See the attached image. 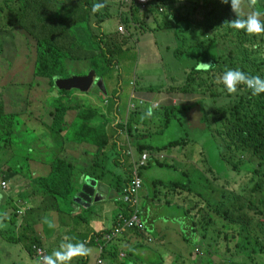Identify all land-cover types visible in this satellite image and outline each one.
I'll list each match as a JSON object with an SVG mask.
<instances>
[{"label": "trees", "instance_id": "16d2710c", "mask_svg": "<svg viewBox=\"0 0 264 264\" xmlns=\"http://www.w3.org/2000/svg\"><path fill=\"white\" fill-rule=\"evenodd\" d=\"M95 3L103 2L102 0H0V41H3L0 43V54L3 53V45L10 44L9 39L18 38L20 35V45L22 47L26 45L27 52H24V57L29 66L30 76V80L26 83L28 94L23 100V106L18 104L14 106L11 97L5 98L6 89L0 88V146L7 148L13 138L27 126V121L32 123L35 132L40 131V127L45 133L48 132L52 140L61 139L62 143L58 146L57 153L45 141H42L40 146L49 151L47 155L43 153L42 159L48 160L50 173L47 178L38 179V182L42 183L40 187H43V193L50 194L55 201H72L77 189L75 183L78 167L75 158L69 153L66 136H71L70 139H79L80 143L95 151L94 155L91 151L85 152L91 162L89 168L81 171L86 176L100 178L99 171H102L112 160L110 150H115L114 144L108 146L107 134L102 136L96 134L99 129L108 130L111 124L109 113L96 127L93 121L98 118V112L92 107L60 103L47 115L42 114L39 122L32 112L34 102L31 100V91L34 94L42 92L48 94L51 89H57L56 78L68 77L70 73L83 75L85 67L83 65L78 68L80 63L90 62L91 69H95L97 74L102 73L98 75L99 77L106 75L104 70L109 63L107 54L111 53L112 43L111 38L104 34L102 25L108 19V15L101 10L93 13L92 6ZM257 9L264 12V0H258ZM249 11L251 9L247 6L243 8L245 15ZM194 13L199 15L200 19L195 20L192 17L182 19L193 24L192 29L187 32L202 33L207 37L206 33L198 32L196 29L207 30L210 36L205 40L188 39L187 42L191 43L190 49L196 53V61L184 73V78L173 90L183 94H199L202 97L207 94L206 98L214 105L212 114L215 124L209 125L204 114L200 118V123L204 124L211 136L216 139L219 157L221 161L226 162L228 170L241 176L244 172L245 177L247 175L250 177L246 183L230 179L226 189L231 185H237L238 192L231 190L229 193L235 198L226 201L224 191L214 189L211 182L205 178L206 175L198 172L201 176L200 181L205 184V190L209 188L210 194L218 199L211 203L198 196L208 210H201L198 205L187 210L185 202L181 200L183 221L176 229L177 234L168 230L167 234L163 235V251L167 253L168 248L182 249L189 243L192 245V251L184 258L180 256L179 259L193 256L202 259L197 255L199 253L206 257L205 264H213L210 260L212 256L228 254L225 264H251L245 259L239 261L241 257L236 254L248 246L251 247L252 255L256 253L264 255V93L252 95L250 89L240 84L237 86V92L230 94L223 83L217 81L228 69H240L250 75L264 78V34H248L244 30L229 27L225 21L235 18L230 3L204 0L203 6H198ZM261 19L264 20V16ZM123 21L129 22V20ZM183 49L180 54L185 51V48ZM9 53L17 56L23 52H18L13 47ZM203 60L211 63V68L207 71L197 70V65L204 62ZM9 65L13 66L14 61L10 60ZM16 86L20 87V84L16 83ZM59 93L64 94L66 91L59 90ZM222 99L229 102L228 105L224 103L225 106L220 107L219 103ZM7 106L12 109L8 111ZM190 108L191 106H182L178 111L188 112ZM162 109L165 116V120L162 121L163 127H166L177 111L174 110L175 106ZM71 111H76L73 122L81 121L78 127H73V122L67 121ZM127 123L125 129L129 137L132 136V132L139 134V131L132 127L134 119ZM211 125L214 129H211ZM120 127L123 129L124 125ZM72 142L77 144L76 141ZM185 144V140L180 139L167 143L165 148H180ZM135 148L139 154L161 151L144 144H138ZM251 158L253 162L250 161ZM32 160L27 162L29 167L32 165ZM148 163H151L149 166L173 169L175 161L162 163L154 157ZM15 168L16 166L12 167V172H15ZM16 172L17 178L26 180L30 176L21 165H18ZM208 172L211 170L208 169ZM3 173L5 178H11V174L7 171ZM139 176L141 177L140 172ZM15 177L13 175V178ZM215 180L218 181L217 178ZM151 186H161L160 189H155L154 193V199L158 200L159 190L164 189L171 193L176 191L180 198V192H190L191 183L185 188L179 183L163 184L154 180ZM241 200L243 203L240 202ZM192 211L195 212L194 215H191ZM188 218L191 219L190 230L184 225ZM144 228L146 231L145 225ZM231 228L236 229L233 231ZM219 245L224 247L223 251L217 248ZM168 254L176 257L173 251Z\"/></svg>", "mask_w": 264, "mask_h": 264}, {"label": "crops", "instance_id": "0c3cea01", "mask_svg": "<svg viewBox=\"0 0 264 264\" xmlns=\"http://www.w3.org/2000/svg\"><path fill=\"white\" fill-rule=\"evenodd\" d=\"M194 1L198 0H147L148 3L142 5L137 0H102L105 7L101 11L108 15V19L102 25V30L106 36L111 38L112 43L111 53L107 54L109 62L107 65H114V55L128 45L129 41H132L135 47H142L149 65L152 63L155 65L147 67L149 71L143 74H139L135 70L129 84L130 88L124 93L122 90L113 91L112 99L104 100V105L109 109L111 119L109 126L110 145L114 144L115 150H110L112 153L110 159L112 158V160L102 171H99L100 178H95L100 183L97 194L98 201H95L90 207L79 206L73 201L75 194L81 190L83 179L87 177L81 171L91 166L85 152L87 150L93 152L92 155L95 154L93 149L80 143L79 139H70L71 136L65 137L69 153L72 158H75L78 167L75 183L77 189L72 201L65 200L66 207L61 206L59 208V201L53 199L57 208L53 210L45 208L44 214L41 212L42 204L49 195L43 193V187H40L42 183L38 182V179L49 176L48 160L42 159L43 153L47 155L49 151L42 147L38 148L35 144L32 165L25 170L30 176L26 180L19 177L14 180L13 175H18L16 172L18 166L16 163L10 164L11 154H9V150L12 151V149L0 146V170L11 174V178H5L4 173L3 177H0L8 183L4 189L0 181V251L4 256L6 246L15 247L17 256L11 259V264H32V259H35L32 254L34 245L48 255L66 240L73 243L84 241L91 249L89 255L74 258L70 264H99V261H103V264H143L145 262L157 264V257L169 255L163 251V235L167 234L168 230L170 233H176V229L180 227L184 215L183 208L180 206L182 202L180 198H177L178 193L176 191L172 193L176 197L177 206L175 207H170L166 197L160 199L161 196H159L158 200L154 199L155 188L151 186L154 180L149 181L147 178V172L152 168L149 166L151 163L137 170L138 176L139 172L141 173L139 178L142 181V188L136 195L137 211L138 214L141 213L140 216L146 231L139 233L125 230L114 240L105 241V243L103 237L114 228L120 214L130 217L133 213L128 203H126L128 206L126 211L123 205L116 209L117 212L113 210L117 204L123 202L121 190L133 174L135 160L143 153L136 152L137 143H144L145 139L149 138L157 128L163 127L162 121L165 120V116L162 108L175 106V109H179L182 106H191L187 115H189L188 120L193 122L196 119L197 122L199 121L197 112L203 113V110L196 106L198 102L206 100V97L203 98L200 95L201 97L198 99L189 100L187 96L196 97V94H183L178 90H173L184 78V73L196 61V53L190 49L191 43L187 42L188 39H207L205 35L198 36L187 32V30L192 29L193 24L190 21H183L178 14V12L182 15L188 12L186 10L189 8V3ZM203 1L201 0V2ZM156 10L157 14L162 15V17L155 16ZM123 20H129V22L124 23ZM162 23L166 24V27ZM135 24L141 26L138 28L140 30L138 33H135ZM119 26L123 27L122 32H118ZM175 33L184 35L181 40V47L185 48V51L183 54H179L177 58L180 59L183 55L185 64H181L180 60L175 58L177 50L180 49L179 40ZM183 48L181 52L184 50ZM161 61L164 64L171 63L175 67L171 76H168L167 71L161 67ZM203 61L209 63L208 60ZM176 71L179 72L178 77L180 78L178 80H174L177 77ZM95 78L98 80L101 78L100 81L103 82L102 77H99L97 73ZM171 83H173L172 86ZM45 102L46 99L40 104L37 98L33 103V113L38 118V122L42 114L47 115L50 111ZM122 103L125 104L123 108H121ZM154 103L158 104L159 107L154 109L153 115L150 118L141 119L146 109ZM75 116L76 111H71L67 117L68 123H72ZM103 116L99 115L101 120L98 123L95 122L97 119L94 120L93 125L96 127L100 125ZM131 118L134 119L133 129H137L140 133L129 137L125 125L132 120ZM76 122H73V127H75ZM156 122H159L158 125ZM120 125H124V128L121 129ZM46 133V137L36 138V142H40L39 145L41 146L42 141H45L57 153L62 140L54 141L47 131ZM72 141H76L77 144ZM126 147L129 149L126 150ZM176 149L178 148H173V150ZM118 150L120 154L117 152ZM107 154L109 155V153ZM160 154L161 152H159ZM169 160L179 162L176 156H170ZM13 166H16L15 172H12ZM153 167L157 166L153 165ZM183 176L186 177L187 174ZM170 182L174 181L165 183ZM175 183L177 182L175 181ZM161 191L159 190L160 193ZM162 207L173 208L178 212V215L169 218L156 216L154 212ZM151 235L157 238L153 240ZM149 237L152 239L150 243L147 242ZM163 262L170 264L166 260ZM0 264H6L3 262L2 256H0Z\"/></svg>", "mask_w": 264, "mask_h": 264}, {"label": "rangeland", "instance_id": "374dc122", "mask_svg": "<svg viewBox=\"0 0 264 264\" xmlns=\"http://www.w3.org/2000/svg\"><path fill=\"white\" fill-rule=\"evenodd\" d=\"M198 6H203V2L201 0L194 1L189 3V8L186 10L185 14H181L178 12L180 18L186 19V18H194L200 19V16L195 14V9ZM166 12V9H165ZM155 16H159L157 14V10L155 11ZM159 17H162L159 16ZM164 27H166V24L162 23ZM136 32L133 30V32L138 33L141 26L138 24L134 25ZM198 32L203 31L207 34V37L210 36L209 31L207 30H201L196 29ZM198 36H204L205 34H197ZM175 36L179 40V48L177 50V55L175 58L179 56L181 53V50L183 47H181V40L184 35H181L179 33H175ZM139 37V36H138ZM1 40V38H0ZM3 41H0V43ZM20 35L18 38L9 39V45L5 44L3 45L2 54H0V88H5V98L11 97L13 99V105L16 104L23 106L24 102L23 100L28 94V87L26 86V83L30 80L29 76V66L25 61L24 52L26 49L25 46L20 45ZM142 44V40L140 41ZM15 47L18 52H23L17 56L13 55L12 53H9L10 49ZM13 60L14 65L10 66L9 61ZM181 64H185V58L183 55H181L179 59ZM114 65H106L104 72H106V75L102 77L103 82L100 81V79H96V84L94 85L88 92H81L78 90H70L66 91L64 94H60L58 89H51L48 94L42 92V93H32L31 100L34 102L38 98V102L41 104L46 99L45 105L50 110H54L55 107L60 105V103H64L69 106H85V107H92L97 110L98 112V118L95 121L98 123L99 115H107L108 108L106 105H104V100L108 99L111 100L112 92L113 91H119L122 90L126 91L128 88H130L129 84L132 80V76L137 70L139 74H143L144 72H148L149 69L147 67L155 65V63H152L149 65L148 60L145 56V52L142 50V47H135L132 41H129V44L126 45L121 51L114 55L113 58ZM85 67L84 74H87L89 72L94 71L95 69H91V63L85 62L80 63L78 65V68L83 66ZM161 67L167 71V75L171 76L173 74V70H175V67L171 65V63H160ZM96 72V70L94 71ZM177 72V71H176ZM97 73V72H96ZM102 73L99 72L98 75H101ZM177 77L174 78V80H178V74L176 73ZM80 74L70 73L68 77H59L55 79V83L59 80H68L73 76H79ZM16 83L20 84V87L16 86ZM171 86L173 83L170 84ZM20 88V91H19ZM44 93V94H43ZM11 94V96H10ZM207 96V94H206ZM206 96H203L206 97ZM189 100L198 99L201 97L199 94H196V97H189L187 96ZM175 98V97H173ZM226 101V99L224 98ZM223 99L220 101V107H224V103L228 105L229 102H225ZM182 103V101H181ZM125 106L124 103L121 104V108ZM197 108H200L203 110V113L197 112V115L199 117V121L197 122V119L193 122L192 120L189 121V115H187L189 112H183L184 110L178 111V109H174L177 112L173 114V118L171 119L169 125L167 127L157 128L152 135L145 139L144 144H149L148 146L158 148L161 151V154L159 155V159L161 162H168L171 163L170 156H176L179 162H175L173 165V169L170 168H157L153 167L147 172V178L148 180H155L159 181L161 183L169 182V181H176L180 185H184L186 188L188 184L191 183V186L189 188L188 193L180 192V200L185 202V207L188 210L189 208L193 207L194 205L200 206L201 210H208V207L206 204H203L200 202L201 198L204 200H207L211 203H214L218 198L216 196H212L210 194V189L208 188L205 190V184L200 181L201 176L198 172L204 173L206 176L205 178L208 179L211 182V185L214 189H217L219 191H224L226 198L225 200H231L234 199L235 196L232 195V193H229L231 190L238 192L237 185H231V187L226 189V184L229 182V180H235L239 181L240 183L243 181L244 183L247 182V179L250 177V175H247V177L244 176V172L242 176L237 173L233 174L228 170V166L226 162L221 161L219 157V150L217 147L216 139L211 136V133L209 130L204 126V124L200 123V118L202 117V114L208 119V124L211 123L215 124L213 121V114L212 110L214 108V105L211 103L210 100H202ZM8 111H10L12 108L7 106ZM19 109V108H16ZM33 110V109H32ZM30 111V109H29ZM28 111V112H29ZM107 111V112H106ZM121 111V110H120ZM27 112V113H28ZM33 112V111H32ZM39 112V111H37ZM74 115V114H72ZM28 116L30 114L28 113ZM103 116V118H104ZM134 118V116L132 115ZM193 119V116H192ZM81 121H78L75 123V127H78L80 125ZM159 122H156V125H158ZM27 126L24 128V130L21 133H18L12 140V143L8 146V148H11L10 153V164L13 165L16 163V165H21L26 169H28L29 164H27L28 160H32L34 156V147L35 144H37V147L40 148L39 143L36 142V138L46 137L47 134L39 127L40 131L37 130L35 132V128L30 124L29 121H27ZM211 129H214L213 125H211ZM110 128L109 130H101L99 129L96 134L102 136L103 134L110 135ZM140 133V131H139ZM131 135H135L133 132ZM110 138V137H109ZM185 140V146H182L176 150L173 149H167L165 146L167 143L176 141V140ZM11 142V141H10ZM147 142V143H146ZM110 140L108 139V145H110ZM140 144V143H137ZM129 149V147H126V150ZM120 154V151H117ZM2 156V154H1ZM166 157V159H165ZM112 159V158H111ZM253 162V159L251 160ZM31 163V162H30ZM250 167L252 164L249 165ZM208 169L211 170V172H208ZM24 170V169H23ZM109 171V168H108ZM112 172V170H110ZM187 174V177H184L183 175ZM239 174V175H238ZM17 176L14 178L16 179ZM215 178L218 179L216 182ZM146 179V176H145ZM189 182V183H187ZM239 184V183H237ZM155 189H160L161 186H154ZM220 193V192H219ZM160 199L163 197H166L167 201L169 202L170 207L177 206L175 202V198L171 192H166V190H162L160 193ZM200 196L201 198H198ZM178 198V197H177ZM202 201V200H201ZM52 197L48 196L42 204V214H44L45 208H51L56 209L57 204L53 203ZM243 203V201H240ZM124 206L125 211L127 210V204L121 202V204H117L115 206V209L113 211L117 212L116 209H119L120 206ZM61 206L66 207L65 200H59L58 207ZM181 208H183V205H180ZM155 215L158 217H176L178 215V212L174 210L173 208L169 207H162L158 210H156ZM195 212L192 211L191 215H194ZM185 228L187 230H190L191 227V219L188 218L186 223L184 224ZM106 228V227H104ZM226 229V228H225ZM224 229V230H225ZM233 231H235L236 228H231ZM109 232V231H108ZM224 232V231H223ZM151 238L154 240L157 237L154 235H151ZM8 245V244H7ZM220 251L224 250V247L219 245L217 247ZM251 247H246L245 250H242L239 254H236V256H240L241 260H247V262L251 264H264V255H260V253H256L255 255H252L250 253ZM175 252L176 257H173L171 255H161L156 258L157 264H164L163 260H166L170 264H205L206 257L203 255H200L197 253L198 256H200L202 259H198L196 256H193L192 258L188 259H179L184 258L189 252L192 251V245L187 243L183 246L182 249H167V254L169 252ZM187 252V253H186ZM4 256L2 255V252L0 251V256L3 257V262H6V264H11V259L15 258L17 256V253L15 251L14 246H6L4 249ZM166 253V252H165ZM168 256V257H167ZM226 255H220V256H212L210 260L213 261V264H225L227 261ZM250 256V258H247ZM163 259V260H162ZM101 264H103V261H100ZM177 262V263H176ZM32 264H37V261L35 259H32ZM148 264V263H143Z\"/></svg>", "mask_w": 264, "mask_h": 264}, {"label": "clouds", "instance_id": "9594fccd", "mask_svg": "<svg viewBox=\"0 0 264 264\" xmlns=\"http://www.w3.org/2000/svg\"><path fill=\"white\" fill-rule=\"evenodd\" d=\"M223 4H229L231 11L235 14L232 20H226L225 23L234 29L244 30L248 34H264V12L257 9L258 0H220ZM247 6L251 11L246 15L243 13V8ZM105 5L103 3H95L92 6V12H98ZM211 63L200 62L197 65V70H209ZM218 83L222 82L228 93H236L237 86L244 84L251 90L252 95H259L264 93V78L259 75H250L240 69H228L221 77L218 78ZM20 90V89H19ZM158 104L149 106L141 119L150 118L153 115L154 109L158 108ZM0 177H3V172L0 170ZM2 182L8 183L1 178ZM6 185V187H7ZM5 187V188H6ZM2 188H4L2 186ZM4 188V189H5ZM91 249L87 246L86 242H71L66 240L62 242L57 249H54L51 254L44 255L38 261V264H70V262L77 257H83L90 254Z\"/></svg>", "mask_w": 264, "mask_h": 264}, {"label": "built area", "instance_id": "2783aa9c", "mask_svg": "<svg viewBox=\"0 0 264 264\" xmlns=\"http://www.w3.org/2000/svg\"><path fill=\"white\" fill-rule=\"evenodd\" d=\"M137 2L139 4L145 5L147 4V0H137ZM118 32H122L123 31V27L119 26L117 28ZM156 158L157 160H160L159 157V153L157 154H149V153H145L143 152L142 154H140L137 159L135 160V166L133 168V174L131 176V178L129 179V181L126 183V185L122 188L121 190V200L124 203H128L130 204V208L132 209L133 213L130 217H125L124 215L120 214L117 217L116 220V224L114 226V228L107 233L104 237H103V242L105 243V241H112L115 238H117L123 231L125 230H130V231H135V232H145V228L143 225V221L141 219V213L137 211V203H136V195L138 194L139 190L142 188V181L139 178V176L137 175V170L143 167H146L148 162L151 161L153 158ZM6 183L2 182V186L5 188L6 187ZM148 242L151 241V238L147 239ZM33 255L34 258L39 261L42 256L46 255L45 252L38 248L36 245L33 246ZM99 264H101V262L99 261Z\"/></svg>", "mask_w": 264, "mask_h": 264}, {"label": "water", "instance_id": "95a60500", "mask_svg": "<svg viewBox=\"0 0 264 264\" xmlns=\"http://www.w3.org/2000/svg\"><path fill=\"white\" fill-rule=\"evenodd\" d=\"M95 76L96 73L91 71L85 76H73L68 80H59L55 86L59 90L64 91L75 89L81 92H88L96 84ZM99 186V180L90 176L85 177L81 190L73 198L74 203L85 208L90 207L95 201H98Z\"/></svg>", "mask_w": 264, "mask_h": 264}]
</instances>
